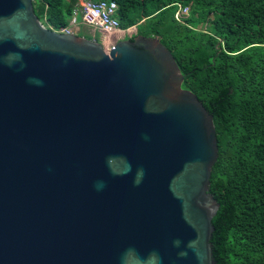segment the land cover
<instances>
[{"label":"water","instance_id":"95a60500","mask_svg":"<svg viewBox=\"0 0 264 264\" xmlns=\"http://www.w3.org/2000/svg\"><path fill=\"white\" fill-rule=\"evenodd\" d=\"M156 36L0 0V264H217L214 115Z\"/></svg>","mask_w":264,"mask_h":264},{"label":"trees","instance_id":"16d2710c","mask_svg":"<svg viewBox=\"0 0 264 264\" xmlns=\"http://www.w3.org/2000/svg\"><path fill=\"white\" fill-rule=\"evenodd\" d=\"M114 1L121 27L137 24L138 34L158 37L185 76L183 88L214 115L217 264H264V0ZM77 2L33 0L39 19L58 29ZM177 3L190 7L184 22Z\"/></svg>","mask_w":264,"mask_h":264},{"label":"built area","instance_id":"2783aa9c","mask_svg":"<svg viewBox=\"0 0 264 264\" xmlns=\"http://www.w3.org/2000/svg\"><path fill=\"white\" fill-rule=\"evenodd\" d=\"M177 4L178 9L175 14L176 19L180 22H184L185 18L189 16L190 7L181 3ZM118 11L119 5L114 0H78L67 26L61 29H56L43 21L42 23L44 26L59 32L78 34L80 26L77 15L81 14L83 24L91 26L94 31H100L105 37L119 34L121 38H132L137 35V24L131 25L127 28L121 27ZM115 43L108 47L104 46L105 50L109 52Z\"/></svg>","mask_w":264,"mask_h":264},{"label":"rangeland","instance_id":"374dc122","mask_svg":"<svg viewBox=\"0 0 264 264\" xmlns=\"http://www.w3.org/2000/svg\"><path fill=\"white\" fill-rule=\"evenodd\" d=\"M77 18H78L79 26H80V31L78 33L79 36H84L86 38L96 39L98 41H102V43L104 42L103 45L105 47H108L109 45L114 44L115 41L121 39V36L119 34L109 35L108 37H105L103 35V33H101L100 31H98V30L94 31L91 26H88V25H85L82 23L81 14H78ZM48 25H50V24H48ZM204 27H206V26L205 25L201 26V28H204ZM56 29H58V28H56Z\"/></svg>","mask_w":264,"mask_h":264}]
</instances>
